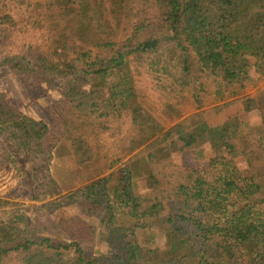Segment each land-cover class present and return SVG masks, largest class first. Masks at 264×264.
<instances>
[{"label": "trees", "instance_id": "1", "mask_svg": "<svg viewBox=\"0 0 264 264\" xmlns=\"http://www.w3.org/2000/svg\"><path fill=\"white\" fill-rule=\"evenodd\" d=\"M23 6L35 29L43 27L34 18L41 7L71 24L1 62L70 84L56 136L0 91L5 154L33 163L34 200L61 195L50 164L65 144L80 167H104L81 190L39 206L53 215L76 204L97 225L75 214L20 227L15 203L0 197V210L13 211L0 222L8 242L0 241V264L12 252L22 264H264V112L262 134L239 121L242 111L264 109V0H0L10 43L18 40L15 12ZM142 70L150 88L139 84ZM248 87H259L256 95ZM232 91L207 105L211 95ZM149 144L139 191L129 158ZM204 145L215 149L207 161L173 159ZM159 231L164 248L156 244ZM97 238L101 244L86 256L83 241Z\"/></svg>", "mask_w": 264, "mask_h": 264}, {"label": "rangeland", "instance_id": "2", "mask_svg": "<svg viewBox=\"0 0 264 264\" xmlns=\"http://www.w3.org/2000/svg\"><path fill=\"white\" fill-rule=\"evenodd\" d=\"M34 2L40 4L41 0H34ZM15 16L20 20L15 30L18 34L16 43H10L9 29H6L5 26H0V91L5 93L9 103L20 109L23 113L47 122L52 129V134L56 136L58 134L54 131V123L59 117V110H61L63 105L61 101L63 92L69 88V81L67 79H58L55 82L44 81L38 79L33 72L12 69L8 65H4L1 61H3L7 55L17 52V48H21L23 52H26L29 43H33L37 47L38 45L40 46L47 35L71 23L68 22L64 16L60 15L58 11L47 10L43 7L38 11L36 10L34 14V18L36 16L40 17L43 23V27L38 29H35L33 24L26 20L28 17V10L26 7H17ZM142 71L143 73L138 78L139 84L142 87L150 88L152 86V79L147 71ZM262 86H264V81L261 82L259 87ZM259 87H248L245 93L254 96ZM233 92L234 91L229 93L222 92L221 97L223 98L213 94L208 98L207 105L213 106L224 100H228L231 98ZM235 92H237V90H235ZM152 93H154V91ZM263 112L264 109L255 110L253 112H240L239 121L241 129L262 134L263 128L261 126V119ZM2 142L1 140L0 197L9 199L15 203L12 208L18 210V213L22 215L21 221L17 223L18 226L23 227L31 223L42 224L47 222L51 217L54 219L59 216L66 217L75 214L83 218V221L89 220V224H98L97 219L85 216L76 204L58 207L53 215L52 212L50 213L47 209L39 208V206L51 201L58 202L62 200L66 194L81 190L88 182V178L93 177L97 171L103 170V163L100 162L86 167H80L73 159L69 148L65 144L64 149L59 150V154L56 153L54 155L50 164V174L61 185V195L47 197L45 200H34L31 196L37 188L34 178L38 175V171L33 169V163L24 162L23 160L20 163L13 157L7 156L5 154L7 149ZM62 142L64 141L62 140ZM149 148L150 144L149 146L147 145L140 148L129 158V161L133 159L138 170L137 190L139 191L144 190L146 186L147 163H143L142 159L149 151ZM200 151L203 153L202 157H200L202 153H199L200 155L198 154L199 151H177L173 154V159L177 163L196 165L199 164L201 160L207 161L210 159L215 149L211 145H204ZM238 164L242 171L247 170L246 163L243 160L239 159ZM12 213L13 211L10 212V209L0 210V222L10 219ZM96 214H98V212H96ZM138 233L140 235L142 234L140 230ZM13 236L15 235L13 234ZM6 240L0 226V241L6 244L8 243ZM99 240L100 239L97 238L94 241H83L82 245L85 248L86 256L91 254L99 243L101 244ZM156 244L160 248L165 247V237L164 233L161 231L157 233ZM144 250L146 253H149L150 245L145 243ZM21 259V255L17 252H12L8 258H6L5 264H22Z\"/></svg>", "mask_w": 264, "mask_h": 264}]
</instances>
